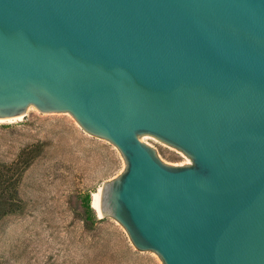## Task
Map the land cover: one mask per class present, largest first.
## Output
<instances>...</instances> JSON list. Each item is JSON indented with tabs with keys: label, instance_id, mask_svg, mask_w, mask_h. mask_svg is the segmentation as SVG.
Returning <instances> with one entry per match:
<instances>
[{
	"label": "water",
	"instance_id": "1",
	"mask_svg": "<svg viewBox=\"0 0 264 264\" xmlns=\"http://www.w3.org/2000/svg\"><path fill=\"white\" fill-rule=\"evenodd\" d=\"M30 106L120 151L98 215L137 249L264 264V0H0V118Z\"/></svg>",
	"mask_w": 264,
	"mask_h": 264
},
{
	"label": "rangeland",
	"instance_id": "2",
	"mask_svg": "<svg viewBox=\"0 0 264 264\" xmlns=\"http://www.w3.org/2000/svg\"><path fill=\"white\" fill-rule=\"evenodd\" d=\"M165 163L191 159L158 139H143ZM124 170L110 141L88 134L69 112L30 106L20 119L0 121V173L18 177L22 212L0 219V264H163L141 251L123 225L99 217L94 193ZM100 219L88 230L82 219L86 195Z\"/></svg>",
	"mask_w": 264,
	"mask_h": 264
},
{
	"label": "trees",
	"instance_id": "3",
	"mask_svg": "<svg viewBox=\"0 0 264 264\" xmlns=\"http://www.w3.org/2000/svg\"><path fill=\"white\" fill-rule=\"evenodd\" d=\"M16 177H6L0 173V219L8 214L22 212L23 205L18 202L16 196L18 195V177L22 173L17 172ZM86 208L82 214V219L88 230L94 229L100 219L97 218L93 207L91 206V196L86 195Z\"/></svg>",
	"mask_w": 264,
	"mask_h": 264
},
{
	"label": "bare ground",
	"instance_id": "4",
	"mask_svg": "<svg viewBox=\"0 0 264 264\" xmlns=\"http://www.w3.org/2000/svg\"><path fill=\"white\" fill-rule=\"evenodd\" d=\"M20 118H22V115H18V116H15V117H10V118H0V121H6V120H12V119H20ZM97 194H98V191L94 193L93 206L95 207V209L100 214L98 206H97Z\"/></svg>",
	"mask_w": 264,
	"mask_h": 264
}]
</instances>
